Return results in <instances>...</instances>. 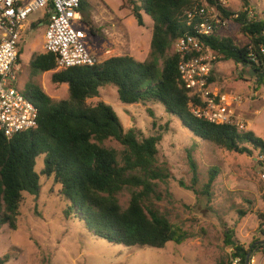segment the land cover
Instances as JSON below:
<instances>
[{"label":"trees","instance_id":"trees-1","mask_svg":"<svg viewBox=\"0 0 264 264\" xmlns=\"http://www.w3.org/2000/svg\"><path fill=\"white\" fill-rule=\"evenodd\" d=\"M241 1V9L234 12L221 6L219 0H206L205 4L199 0H125L139 28L146 29L143 16L152 22L149 53L143 61L120 55L98 60L93 66L57 70L52 54L34 55L29 62L32 71L50 73L53 84L67 86L68 97L55 101L35 83L24 84L21 92L37 108L38 122L36 128L10 139L0 132V229L16 231L24 194L38 195L39 175L34 168L37 159L43 157L40 175L60 187V195L67 203L64 217L72 216L82 222L93 236L125 247L150 249H162L170 242L181 244L187 239L188 234L158 207L162 201L158 183L165 184L168 178L165 169L158 165L157 147L162 134L143 137L133 128L124 132L110 106L100 100L88 101L97 97L100 89L113 86L121 104L160 105L196 139L240 155L252 156L253 151L260 150L257 158H263L258 161L262 166L264 141L251 130L209 123L190 113L191 98L181 85L180 58L172 47L180 37L195 36L192 26L203 20L196 16L187 26L188 12L215 7L221 23L232 21L238 35L248 43L238 47L231 37L219 35L221 23L212 24L213 32L201 37L202 42L216 55L215 63L231 61L242 68L241 72L255 73V83L259 85L264 78V53L260 51L261 46L264 51V17L251 12L248 0ZM84 5L80 0V12ZM213 75L214 69L209 83L214 82ZM238 78L242 79L241 75ZM111 140L120 144L122 150L105 145ZM187 160L191 185L181 182V187L199 199L206 196L209 202L216 171L211 169L207 182L198 188L190 151ZM124 193L129 196L125 204L120 200ZM238 215L243 217L245 213L239 211ZM234 236L232 230L224 233L230 261L237 259V264H246V257L249 263L259 249L264 254V244L244 247ZM6 261L7 258L3 263Z\"/></svg>","mask_w":264,"mask_h":264},{"label":"rangeland","instance_id":"rangeland-1","mask_svg":"<svg viewBox=\"0 0 264 264\" xmlns=\"http://www.w3.org/2000/svg\"><path fill=\"white\" fill-rule=\"evenodd\" d=\"M83 1L82 21L76 28L86 34V46L91 54L98 60L120 55L139 61L147 58L152 28L147 16H143L146 29L142 30L125 0ZM220 1L234 12L242 6L241 0ZM248 1L251 12L263 18L264 0ZM44 12L45 9H39L31 13L23 23L14 86L23 90L24 84L30 81L51 99L65 100L68 97L66 85L53 84L50 73L35 74L29 66L34 55L44 53V29L31 26L34 21L44 19ZM219 35L231 37L238 47L248 43L238 35L232 21L220 27ZM213 69L212 86L219 98L224 97L232 104L234 121L248 127L247 130L264 141V78L256 85V74L241 72L242 68L231 61L217 62ZM232 98L235 99L233 103ZM99 100L112 108L124 132L133 128L143 137L162 134L157 147L158 165L165 169L168 178L165 184L158 183L162 199L158 207L188 234L187 239L181 244L170 242L162 249H150L125 247L93 236L82 222L72 216L64 217L67 203L60 195V187L52 179L40 175L43 168V157H40L34 168L39 175L38 195L24 194L16 231L6 227L0 229V264H230V248L224 244L225 231L232 230L234 239L246 247L251 243L257 247L264 244V233H261L264 231V185L260 182L263 166L257 158L260 150L253 151L252 156L240 155L196 139L160 105L121 104L116 89L110 85L100 89L98 96L88 102ZM105 145L122 150L113 140ZM189 151L196 166L198 188L207 182L211 169L216 171L209 202L206 196L199 199L180 185L181 182L191 185ZM128 198L124 193L121 203L125 204ZM239 211L245 216H239ZM5 258L7 261L3 263ZM252 263L264 264L260 249L254 253Z\"/></svg>","mask_w":264,"mask_h":264},{"label":"built area","instance_id":"built-area-1","mask_svg":"<svg viewBox=\"0 0 264 264\" xmlns=\"http://www.w3.org/2000/svg\"><path fill=\"white\" fill-rule=\"evenodd\" d=\"M39 9H45L48 14L42 48L44 53L54 56L57 70L93 66L98 61L87 49L86 34L76 28L82 21L80 0H0V132L8 139L37 127V108L14 83L23 23ZM196 16L203 20L192 26L195 36L185 35L173 44V50L180 58L178 72L181 85L191 98L189 111L194 117L209 123L232 124L247 130L248 127L234 121L232 104L227 103L224 97L219 98L208 81L216 55L201 37L210 36L212 24L220 25L219 13L215 7H200L186 14V25H191ZM192 51L195 56L189 55ZM260 51L264 53L262 46ZM232 100L233 103L235 99ZM260 159L263 161L262 157ZM262 166L260 181L264 185V162ZM250 261L248 264H253L252 259ZM237 262L234 259L230 264Z\"/></svg>","mask_w":264,"mask_h":264},{"label":"crops","instance_id":"crops-1","mask_svg":"<svg viewBox=\"0 0 264 264\" xmlns=\"http://www.w3.org/2000/svg\"><path fill=\"white\" fill-rule=\"evenodd\" d=\"M48 14H47V11L45 10V12L42 14V16L44 17V19H40V20H36V21H34L33 23H31V26L32 25H34V24H37V27H43V29L45 28V20H46V16H47ZM88 48H89V46H88ZM90 49H92L91 47H90ZM93 50V49H92ZM212 88H213V86H212ZM213 90L215 91V89L213 88ZM264 229V228H263ZM262 234L264 233V231L263 232H261ZM240 244H242L244 247H246V244H244V243H240ZM253 258H254V256H253ZM252 258V259H253Z\"/></svg>","mask_w":264,"mask_h":264},{"label":"water","instance_id":"water-1","mask_svg":"<svg viewBox=\"0 0 264 264\" xmlns=\"http://www.w3.org/2000/svg\"><path fill=\"white\" fill-rule=\"evenodd\" d=\"M253 75H255V73H253ZM246 264H248V256L246 257Z\"/></svg>","mask_w":264,"mask_h":264}]
</instances>
